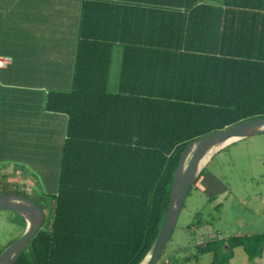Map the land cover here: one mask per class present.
I'll use <instances>...</instances> for the list:
<instances>
[{
    "label": "trees",
    "instance_id": "obj_1",
    "mask_svg": "<svg viewBox=\"0 0 264 264\" xmlns=\"http://www.w3.org/2000/svg\"><path fill=\"white\" fill-rule=\"evenodd\" d=\"M84 1L89 23L80 24L71 76L23 82L6 74L11 65L0 70L20 85L0 89V164L40 183L35 202L47 214L15 264H140L186 147L264 118V0ZM6 189L32 198L19 183ZM208 201L187 230L212 224ZM214 209L220 215L222 203ZM214 237L179 259L229 264L239 247L250 261L263 255L264 234Z\"/></svg>",
    "mask_w": 264,
    "mask_h": 264
},
{
    "label": "rangeland",
    "instance_id": "obj_2",
    "mask_svg": "<svg viewBox=\"0 0 264 264\" xmlns=\"http://www.w3.org/2000/svg\"><path fill=\"white\" fill-rule=\"evenodd\" d=\"M119 61L120 49L117 48L110 73L111 91L118 86ZM205 168V177L198 182L199 189L193 188L188 196L174 234L158 264H212L210 254L187 262L179 258L192 256L194 245L202 239L264 234V135L242 139L217 152ZM0 170L6 175V179L0 181V187L5 186L9 190L19 183L21 191L29 194L34 201L40 200L42 189L38 181L13 165L0 166ZM211 197L215 199L208 201ZM207 201L204 210L206 214H211L209 220L212 224L202 231L187 230L193 216ZM218 203H222L220 215L214 212ZM24 231L23 221L16 213L0 211V250L17 240ZM202 232L205 234L202 235ZM173 258L178 261L173 262ZM229 264H264V252L261 258L250 261L243 248H236Z\"/></svg>",
    "mask_w": 264,
    "mask_h": 264
},
{
    "label": "crops",
    "instance_id": "obj_3",
    "mask_svg": "<svg viewBox=\"0 0 264 264\" xmlns=\"http://www.w3.org/2000/svg\"><path fill=\"white\" fill-rule=\"evenodd\" d=\"M85 7L84 0H0V56L12 58L6 74L49 83L71 76L80 24L89 23ZM19 86L0 79V89Z\"/></svg>",
    "mask_w": 264,
    "mask_h": 264
},
{
    "label": "water",
    "instance_id": "obj_4",
    "mask_svg": "<svg viewBox=\"0 0 264 264\" xmlns=\"http://www.w3.org/2000/svg\"><path fill=\"white\" fill-rule=\"evenodd\" d=\"M259 135H264V118L250 119L214 131L186 147L174 175L168 208L158 236L140 264H158L177 227L189 191L211 158L242 139ZM0 211L14 212L26 221L24 233L0 254V264H15L45 224L47 214L32 198L10 192L0 193Z\"/></svg>",
    "mask_w": 264,
    "mask_h": 264
},
{
    "label": "built area",
    "instance_id": "obj_5",
    "mask_svg": "<svg viewBox=\"0 0 264 264\" xmlns=\"http://www.w3.org/2000/svg\"><path fill=\"white\" fill-rule=\"evenodd\" d=\"M12 63V58L8 56H0V70L6 68Z\"/></svg>",
    "mask_w": 264,
    "mask_h": 264
}]
</instances>
